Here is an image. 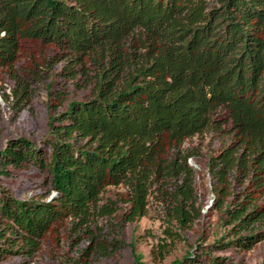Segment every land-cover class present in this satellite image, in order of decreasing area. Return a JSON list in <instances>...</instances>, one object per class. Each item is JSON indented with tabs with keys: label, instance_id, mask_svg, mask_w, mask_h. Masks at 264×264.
I'll list each match as a JSON object with an SVG mask.
<instances>
[{
	"label": "trees",
	"instance_id": "16d2710c",
	"mask_svg": "<svg viewBox=\"0 0 264 264\" xmlns=\"http://www.w3.org/2000/svg\"><path fill=\"white\" fill-rule=\"evenodd\" d=\"M2 71L17 104L46 74L51 108H63L49 118L45 148L21 137L0 150V173L33 166L50 186L26 200L0 192V261L39 251L68 220L78 228L111 215L115 202L100 206L102 195L122 185L127 221L145 217L150 198L164 209L156 263L212 216L219 236L180 264H232L214 252L264 242V0H0ZM70 81L89 91L83 100H67ZM206 132L229 143L204 160L184 146ZM201 175L211 177L207 213Z\"/></svg>",
	"mask_w": 264,
	"mask_h": 264
},
{
	"label": "rangeland",
	"instance_id": "374dc122",
	"mask_svg": "<svg viewBox=\"0 0 264 264\" xmlns=\"http://www.w3.org/2000/svg\"><path fill=\"white\" fill-rule=\"evenodd\" d=\"M27 61L22 58L15 68L24 81L27 72ZM61 65L56 67L61 70ZM42 74L39 81H32L31 99L26 105L17 104L12 91L16 85L8 71L0 74V150L10 140L25 137L38 147L45 148L48 134L49 118L62 110L51 108L47 86L50 78ZM61 80V79H59ZM31 81V80H30ZM62 82V81H61ZM67 100L75 98L83 100L87 89H80L73 82L65 84ZM10 96L4 100L3 96ZM229 143L227 139L213 132H206L185 143V149L197 148L204 156L211 155ZM204 164L203 158L192 160L191 164ZM3 169L0 173V192L7 190L20 200L36 196L43 197L50 190L47 175L30 166L28 168ZM198 181V189L206 206L204 213L210 209L214 199L210 189L211 177L203 175ZM205 180H203V179ZM209 188V191L207 189ZM125 186L110 187L102 195L100 206L115 202V211L111 215L101 216L95 213L84 227L75 228L72 220L66 221L57 231L49 235L34 254H23L4 258L0 264H79L81 254L90 246L92 253L87 264H180L191 246L199 244L203 239L205 246L212 245L219 236L217 216L197 221L190 229L182 233L185 239L178 241L162 263L154 260V249L164 238L165 214L163 207L150 198L147 215L134 222L126 220L130 206L124 203L123 195L128 194ZM56 196L51 193L48 201ZM176 231L178 229L175 228ZM218 232V233H217ZM133 246L135 249H133ZM141 257V263H136L135 254ZM215 256L229 258L232 264H263L264 242L249 252L224 250L215 251Z\"/></svg>",
	"mask_w": 264,
	"mask_h": 264
},
{
	"label": "water",
	"instance_id": "95a60500",
	"mask_svg": "<svg viewBox=\"0 0 264 264\" xmlns=\"http://www.w3.org/2000/svg\"><path fill=\"white\" fill-rule=\"evenodd\" d=\"M213 202V201H212Z\"/></svg>",
	"mask_w": 264,
	"mask_h": 264
}]
</instances>
